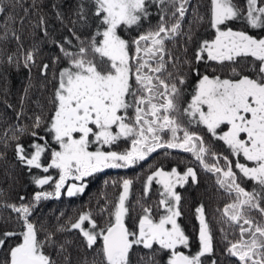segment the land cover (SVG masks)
<instances>
[{
	"label": "snow or ice",
	"instance_id": "6c2138e0",
	"mask_svg": "<svg viewBox=\"0 0 264 264\" xmlns=\"http://www.w3.org/2000/svg\"><path fill=\"white\" fill-rule=\"evenodd\" d=\"M151 2L162 6L163 14L156 27L126 39L121 30L140 27L149 16L150 0H78L76 19L71 21L73 28L69 31L79 43L72 45L67 37L65 42L72 48L58 43L66 66L54 75L52 114L46 127L58 148L45 141L32 143V151L28 152L22 143L15 144L21 164L30 169L42 168L44 173L58 169L59 179L55 180L53 191H44L43 186L49 185L53 177H34L41 190L27 203L24 196L19 197L18 204L0 201V207L17 214L20 224L19 231L0 232V250L6 248L0 264H57L47 249L65 253L70 241L58 242L55 235L71 230L79 231L88 249L99 244L95 248L96 255L102 258L99 264H130V253L137 245L153 252L158 246L168 254L167 264H203L202 258L212 256L215 247L202 204L195 210L199 221V251L194 255L181 251L189 248L190 237L178 222L182 216V197L176 188L190 179L197 182L192 167L182 173L176 167L170 171L156 168L147 176L145 196L154 180L162 188L158 215H153L151 206L138 201L140 214L134 218L132 229L126 223L130 214L126 204L132 185L130 179H123L118 198L109 202L111 210L101 208V213H108L103 226L91 211L81 212L75 221L69 220L68 227L60 225L56 232L37 228L31 220L37 205L51 197L59 198L69 179L80 182L67 187V196L73 197L84 192L87 177L107 168L136 165L158 149L191 153L205 171L215 175L217 185L230 198L218 209L221 221L237 237L228 240L227 230L221 228L227 241V255L236 258L238 264H264V36L229 26L242 20L249 28L264 31V0H244L243 7L236 0H209L207 22L215 30V36L196 43L194 60L215 62L221 69L225 64L232 66L223 77L215 74V69L212 74L190 69L197 73V80L186 103H182L180 87L185 85L186 75L180 71L179 57L168 49L167 42L181 36L186 37V42L193 40L191 28L183 32L190 0ZM7 10L5 0H0V14ZM193 15L196 22L204 20L195 8ZM57 17L63 22L61 13ZM90 24L95 26L94 33L84 39L77 35V25L87 29ZM8 59L11 61L12 57ZM60 59L56 57L55 61ZM34 62L35 55L29 51L24 65L28 67ZM169 65L173 71H169ZM48 68L49 65H42L43 70ZM42 123L41 116L34 118L32 137L44 139L36 131ZM192 125H202L214 139L222 141L229 155L237 158L235 162L213 150L198 131L192 130ZM17 131L24 133L27 129ZM12 139L19 141L15 134ZM122 140L130 141L123 151L103 150V146L111 147ZM92 145H97L95 150H90ZM49 151L50 162L44 164L42 157ZM241 157L245 163L240 162ZM245 180L253 181L256 187L246 190L242 186ZM254 211L261 219L252 215ZM10 240L17 242L9 244ZM64 261L70 264L69 256H64ZM92 264L97 261L93 260ZM211 264L217 261L213 259Z\"/></svg>",
	"mask_w": 264,
	"mask_h": 264
},
{
	"label": "trees",
	"instance_id": "16d2710c",
	"mask_svg": "<svg viewBox=\"0 0 264 264\" xmlns=\"http://www.w3.org/2000/svg\"><path fill=\"white\" fill-rule=\"evenodd\" d=\"M77 3L78 0H5L8 10L0 14V153L3 154L0 156V201L18 204L19 197L24 196L26 198L24 202L27 203L36 191L41 190V187L34 183L33 178L44 176L47 173H44L42 168L30 169L21 164L15 154V144L22 143L26 150L31 152L32 143L46 141L51 145L53 142L46 127L48 117L52 114L50 100L56 85L54 75L66 66L58 43H65V46L69 48L79 43L69 31L73 28L71 21L76 19L74 12ZM190 4H195L192 11L195 8L204 17L201 22H196L194 15L184 19L188 26L191 24L195 27L196 36L193 40L199 42L203 34L201 33L202 29L204 30L208 26L209 8L204 7L209 4V0H190ZM157 7L160 9L154 12L153 16L156 17L163 14L162 6L158 2L152 3L150 0L149 12ZM58 12L62 14L63 22L57 17ZM41 17H43V23ZM148 23L152 24V20ZM144 27L143 20L140 27H134L131 30L122 29L120 34L126 39L135 38L143 32ZM76 29L77 35L82 39L96 31L92 24L87 29L77 25ZM188 31L189 29H187ZM65 37L71 39L72 45L66 44ZM184 38L186 39V37ZM175 46L171 41L167 42V47L172 52ZM29 51L34 53L35 62L25 67L24 57ZM184 54L185 52L182 54V62L185 66L186 83L182 85L185 88L182 103L190 100L197 80V73L191 75L189 73L191 68L188 63H185L186 60L191 61V58ZM9 56L12 57L11 61L8 59ZM56 57H61V59L55 61ZM44 64L49 65L46 71L42 69ZM203 64L200 62L196 66L199 74H204ZM169 70H173L171 65H169ZM36 116H41L44 120L41 127L36 129L39 136L44 138L43 140L30 135ZM18 128H26L27 131L20 133L17 131ZM192 130L198 131L213 150L229 156L227 146L222 141L214 139L202 125H192ZM13 134L19 137V141L12 139ZM169 135H165L164 138L168 139ZM120 144L122 145L118 148L123 151L127 148L123 144L129 145L130 141L122 140ZM49 154L50 151L44 155L45 162ZM241 161L242 163L246 162L243 158ZM223 163L224 161L221 160L220 164L223 165ZM175 164L181 173L187 167L194 168L197 173V182H192L190 179L182 187L178 185L176 188L182 197L180 203L182 216L178 222L190 237L189 248L182 249L189 255H194L199 251V221L195 210L202 204L213 233L215 247L212 256L202 258L203 264H211L213 259L217 261V264H238L236 258L229 257L225 251L227 241L224 239L221 228L227 230L228 240L237 238L235 231L222 223L221 213L218 211L223 208L225 203L229 202V196L219 188L214 174L205 171L191 153L179 149H158L145 161L136 165L127 168H107L95 173L86 178L87 187L84 192L68 197L65 190L62 189V195L59 198L51 197L42 200L33 212L31 220L37 225V228L43 227L50 232H56L60 225L68 227L69 220L75 221L81 212L91 211L93 218L103 226L108 213H101V208L108 207L111 210L109 202H114L118 198L122 191L123 179H130L132 185L129 198L126 201L130 214L126 218V223L132 229L134 218L140 214L138 201L146 206H151L154 210L153 215H158L157 204L162 188L154 180L151 191L145 196L144 185L147 176L156 168L165 170ZM50 170L53 171V181L49 185L43 186L44 191L54 190L58 169ZM236 171L238 172V170ZM242 186L248 191H252L256 187L255 183L250 180H245ZM159 211L162 212V209ZM252 215L257 220L261 219L259 213L255 211ZM85 227H88L87 223ZM13 230H20L17 214L10 209L0 207V232ZM41 239H43V232H41ZM55 239L61 243L65 240L70 241L66 245L65 253L58 254L57 249L51 247L47 249L57 264H65L64 256H69L70 264H92L93 260L99 264V260L102 259L95 252V248H98L99 244L93 249H88L78 230L56 232ZM15 242L17 241L10 240L8 243L14 244ZM167 255L166 252L159 250L158 246L153 252V250L144 249L142 245H137L130 253V264H167ZM5 256L6 248L0 250V260H3ZM153 256L154 259H152Z\"/></svg>",
	"mask_w": 264,
	"mask_h": 264
},
{
	"label": "flooded vegetation",
	"instance_id": "af4514ba",
	"mask_svg": "<svg viewBox=\"0 0 264 264\" xmlns=\"http://www.w3.org/2000/svg\"><path fill=\"white\" fill-rule=\"evenodd\" d=\"M236 3H238L241 7L244 6V0H236ZM195 6V4H190L189 3V9H188V12L186 14V17L187 16H192L193 15V11H192V8ZM209 4L208 5H205L204 8L208 9L209 8ZM157 9H160V8H155L153 11L151 10L149 12V16L144 19V25L145 27L143 28V32H146L150 29H153L156 27V25L158 24L159 22V18L160 16L156 17V16H153L155 15V11ZM162 15V14H161ZM165 19H169L168 15H165ZM152 20V24H149L148 22ZM230 27L233 28V30H244V31H248L249 34L251 35H256V36H264V31L260 30V29H251L249 28L247 25H246V22L242 21V20H236V21H233L230 23L229 25ZM191 28V32H192V35H193V38L196 36V33H195V27H193V25H187V23L185 22V20L183 21V32L187 33V29H190ZM142 32V33H143ZM202 34V37L199 41H202L204 39H213L214 36H215V30L212 29L209 24L208 26H206V28L202 31H201ZM185 36H181V37H178L175 41H171L175 46V48L173 49V55L174 56H177L179 57V62H178V67L180 69V71L182 73H184V69H185V66H184V63L182 62V59H183V52H185V48L187 49V51L185 52L184 55H187L191 58V64H188V66L192 69H196V66H197V62H195L194 60V51L196 49V43L198 41H195V40H192L191 42H186V39L184 38ZM184 41V42H183ZM170 42V41H169ZM204 63V67H203V72L204 73H207V74H212L213 73V69H215V74H218V75H221L222 77L223 76H226L228 75L229 73V69L232 65H229V64H225V66L223 67V69H221V67L219 65H217L215 62H208V61H204L202 62ZM170 71V70H169ZM173 71V70H172ZM189 73L191 75L193 74H196L195 72L193 71H189ZM182 99L184 98L185 96V88L182 87ZM174 150V149H172ZM229 159L233 160V162H235V160L237 159L236 157H232L229 155ZM240 159V162L242 163L241 159L242 158H239ZM173 167H177V165H172L168 170H171ZM167 168H165L166 170ZM181 250H183L181 248ZM184 251V250H183ZM185 252V251H184Z\"/></svg>",
	"mask_w": 264,
	"mask_h": 264
},
{
	"label": "rangeland",
	"instance_id": "374dc122",
	"mask_svg": "<svg viewBox=\"0 0 264 264\" xmlns=\"http://www.w3.org/2000/svg\"><path fill=\"white\" fill-rule=\"evenodd\" d=\"M155 9V8H154ZM153 9V10H154ZM52 137V136H51ZM53 140V139H52ZM121 143V141L117 144V145H113V146H111V147H109V146H107V145H105V146H103V150H105V151H109V150H115V151H120V149L118 148V147H120V145H122V144H120ZM127 144V143H126ZM124 145V147H127L128 148V146L129 145H125V144H123ZM52 148H58V145H56V143H55V141L53 140V142L51 143V145H50ZM97 147V145H92L91 146V149L90 150H95V148ZM107 148H109V149H107ZM32 151V150H31ZM48 162H50V154L49 155H47V160H46V162H45V159H44V156L42 157V163H44V164H47ZM165 171H170V170H168V169H166ZM52 174H53V171H49L46 175H50V176H52ZM59 179V170H58V172H57V177H56V179L55 180H58ZM72 183H80L79 181H74V180H72V179H69L67 182H66V184H65V187H64V190H65V192H66V190H67V187H68V185L69 184H72ZM186 254H187V252H185Z\"/></svg>",
	"mask_w": 264,
	"mask_h": 264
},
{
	"label": "water",
	"instance_id": "95a60500",
	"mask_svg": "<svg viewBox=\"0 0 264 264\" xmlns=\"http://www.w3.org/2000/svg\"><path fill=\"white\" fill-rule=\"evenodd\" d=\"M181 251H183V250H181Z\"/></svg>",
	"mask_w": 264,
	"mask_h": 264
}]
</instances>
